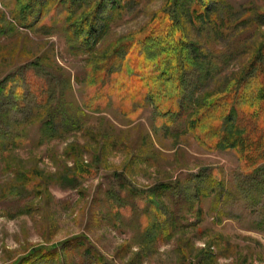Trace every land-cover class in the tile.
<instances>
[{
    "label": "rangeland",
    "instance_id": "obj_1",
    "mask_svg": "<svg viewBox=\"0 0 264 264\" xmlns=\"http://www.w3.org/2000/svg\"><path fill=\"white\" fill-rule=\"evenodd\" d=\"M226 1L238 10L256 4L264 11V0ZM164 2L141 0L131 13L116 16L97 48L101 53L114 46L113 56L93 71L86 55L70 53L62 32L36 34L19 27L12 21L13 0H0V11L17 30L0 40V78L14 64L22 66L23 79L36 84H22L27 115L32 113L34 122L17 113L3 120L2 127L18 131L22 144L9 146L7 162L14 171L0 154V264L51 245L59 248L57 264H97L96 256L105 264H264V185L260 174L254 188L249 178L264 162V100H254L256 92L264 93V70L255 72L245 86L230 90L232 84L225 81L234 78L249 54H233L225 63L220 55L227 44L223 40L209 44L215 55L204 63L209 72L204 80L197 76L200 70L180 78L177 61L153 55L151 42L140 43L165 28L163 14L160 22L149 24ZM60 14L57 9L45 21L60 20ZM185 27L188 40L203 42V33ZM260 37H251V44L257 45ZM39 57L47 64V77L28 66ZM7 61L12 63L8 66ZM44 80L50 82L47 109L36 105L43 96L35 87ZM202 97H207L204 106L189 130L190 114ZM181 102L184 110L176 116ZM79 109L83 115H77ZM232 109L238 112L245 143L215 150L218 129L222 126V133L229 128L218 117ZM59 114L73 116L78 124L72 129V124L60 125ZM49 118H58L59 124V134L50 140L43 137L42 128ZM76 151L89 171L82 182L66 181L74 172L70 152ZM16 164L32 175L33 183L40 180L39 186L19 187ZM200 174L197 183L191 182ZM210 174L221 180L211 189ZM125 184L140 197L130 196ZM163 184L186 200L189 196L193 205L182 203L176 192L160 191ZM197 188L208 193L193 198ZM176 200L184 208L178 227L171 221ZM66 241L71 244L62 250L60 244Z\"/></svg>",
    "mask_w": 264,
    "mask_h": 264
},
{
    "label": "trees",
    "instance_id": "obj_2",
    "mask_svg": "<svg viewBox=\"0 0 264 264\" xmlns=\"http://www.w3.org/2000/svg\"><path fill=\"white\" fill-rule=\"evenodd\" d=\"M13 3L14 6L11 10V14L12 21L15 24L23 29L32 30L36 34L48 33V31L52 29L62 32L65 36L70 53L75 56L86 55L87 58L85 60L87 64L95 71L101 70L103 65L109 64L108 61L113 56V54H111L113 50L111 49L114 46L104 49L101 53L97 52L98 45L103 41L106 35L105 32L110 23L115 20L116 16H122L126 12L131 13L137 9L141 4V0H13ZM57 9L61 10L60 20L55 19L51 24L49 23L50 21L46 22L45 20L48 16ZM159 14H163L166 18L167 22L165 28H163L161 32L158 31L157 33L156 31L147 34L141 39L140 43L145 44L151 42L150 47L152 48L153 55L157 54L161 57L165 56L168 60L177 61V66L181 69L179 73L180 78L186 79V76L191 75L194 70H200L197 76L204 80L205 76L209 74L206 69V64L211 63V56L215 55V51L210 48L209 44L215 46L218 45L217 42L223 40H227V44L225 43V51L221 50L223 52H220V55L224 58L223 60L225 63L231 60L233 54H249V59L237 72L234 78L225 81L226 83L232 84L230 90L245 86L255 72L258 73L264 70V32L261 31V28L264 27V11L260 9L258 5L255 4L251 5L249 8L238 10L233 8L226 0H165L162 9L152 15L149 24L157 19L160 22ZM185 24L191 25L199 34L203 33L200 40L204 43L200 41L195 43L188 40ZM16 31L15 25L12 24L11 21L6 20L5 13L0 11V40ZM257 35H261L260 39L257 38L255 41L258 42V44H251L250 41L253 36L256 38ZM0 49H2L1 45ZM10 57L9 60H12L13 56L10 55ZM200 58L201 63H199L200 60H198ZM43 61L44 57H39L37 60L29 62L28 66L31 71L41 72V74L47 77L50 73L44 68L47 64L43 63ZM11 63L12 61H7L8 66ZM15 66L16 65L13 64L11 72L7 76L0 78V154L2 159L6 160V162L11 158L8 151L9 146L22 144V136L16 130H5L2 127L4 124L3 120L9 119L12 114H15L16 117L17 113L24 114L25 120L33 123L35 117H33L32 113L27 115L28 109L24 101L25 91L22 89L23 83L27 82L28 86H30L33 82L30 83L26 78L23 79L22 66ZM213 67H216V65L214 64ZM49 83L50 82L44 80L43 86L37 85L35 87L36 91L43 96L41 99L42 101H36V105L44 109L48 108L50 102ZM186 88L185 94L183 93L185 95L182 100V102H184L183 105H185L186 98L188 97V95H186ZM33 89L34 88H32V90ZM30 90L31 88L29 87L28 92L32 94L33 91ZM207 97H202L200 106L190 114V120L187 124L189 130H191L190 128L196 123L192 119L193 116L199 112V109L203 108ZM254 100H264V93L261 94L260 91L256 92ZM182 102L176 116L180 115L184 110ZM77 113L78 116L83 115V111L80 109ZM59 115L63 120L62 123H59L62 126L72 124L69 128L72 129L73 124H78V122L73 120V116L69 114L66 115L67 117H64V114ZM202 115H205V113L201 114V116ZM252 116L255 117L257 114L254 113ZM218 118L228 123L229 125L227 126H229V128H225V132L222 133V126L218 129L219 134H217V136H220V139L214 144L216 147L215 150L221 148L231 150L236 146H243L245 143L242 139L244 131L237 125L238 112L232 109L225 117L220 115ZM40 120L41 118H37L36 122L38 123ZM57 120L58 118H56V120L49 118L48 121L43 122L42 128L44 138L50 140L56 136L59 130V124H55V121L58 122ZM82 148L85 149L84 146ZM70 153H72L71 157H73L74 172L72 176L67 174L65 180L70 182H82L81 177L89 171V167L88 165H84L81 159L82 153H80V151ZM6 167L14 171V168L11 167L9 162H7ZM15 170L17 171L16 176L19 179V187L28 190L26 186L29 184L30 186H39L40 180L37 183H33L32 175L21 170L17 164ZM259 174L262 177L261 181L264 185V162L254 168L253 173L249 175L251 183L253 184L252 188L256 187V183L258 184L256 176ZM200 176L201 174L195 176L196 180L192 179L191 182L200 180ZM207 182V188L209 189H211L214 184H221V180H215L211 174ZM161 187H159L160 191H168L169 195L176 192V194L178 193L177 195H179L177 199L181 200L182 203L186 202L189 206L193 205L192 202H194V200L189 196V199L187 198L188 200H186V198L180 196L181 193L179 191H173L167 184H163ZM124 188L130 196L135 199L139 198L141 195V193L131 185L125 184ZM159 188L157 189L159 190ZM155 190H152L154 191L152 196L156 195L157 192ZM201 192L204 193V195L208 193L207 189L202 191L197 188V190L192 193L193 198H197L198 194ZM142 195H147V192H143ZM179 200L175 202L177 206L175 210H173L174 216L171 218L174 227L180 225V220L184 216L182 215V213H184V208L179 205ZM78 238L79 237H76L72 241L76 242ZM70 244V241H66L61 243L60 247L62 250H65ZM207 251H209V247L208 249H203L204 253H207ZM86 252L88 253L90 251L87 250ZM58 257L59 248L57 245H51L49 247L39 246L29 250L23 256L18 257L11 264H57ZM95 258L97 264H105L102 257L96 256Z\"/></svg>",
    "mask_w": 264,
    "mask_h": 264
}]
</instances>
